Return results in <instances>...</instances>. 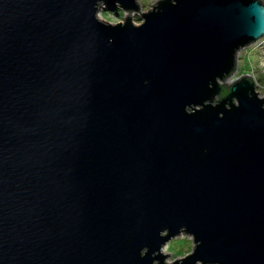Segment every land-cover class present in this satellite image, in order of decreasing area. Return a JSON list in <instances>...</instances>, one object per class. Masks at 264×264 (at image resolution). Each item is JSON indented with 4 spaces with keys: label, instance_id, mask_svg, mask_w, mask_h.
I'll return each instance as SVG.
<instances>
[{
    "label": "water",
    "instance_id": "obj_1",
    "mask_svg": "<svg viewBox=\"0 0 264 264\" xmlns=\"http://www.w3.org/2000/svg\"><path fill=\"white\" fill-rule=\"evenodd\" d=\"M95 3L0 0V264H152L183 226L202 242L184 264H264V106L247 76L208 87L259 36L246 4L112 29Z\"/></svg>",
    "mask_w": 264,
    "mask_h": 264
},
{
    "label": "clouds",
    "instance_id": "obj_2",
    "mask_svg": "<svg viewBox=\"0 0 264 264\" xmlns=\"http://www.w3.org/2000/svg\"><path fill=\"white\" fill-rule=\"evenodd\" d=\"M135 9H126L120 0H115V11L109 9L107 0H96L94 19L105 28H124L127 27L129 20L132 27L136 29L143 28L147 24L145 17L156 13L163 3H171L173 7L178 6L179 0H133ZM246 4L245 12L247 15L248 31L252 36H257L254 42L241 46L235 50L233 55L232 69L223 74V77H216L215 85L210 81L209 89L214 86L221 88L225 85L235 88L245 76L253 80L251 84L254 89L255 97L262 102L264 106V0H242ZM145 5H149L145 7ZM114 41L109 40V44ZM245 66L240 68V64ZM148 84V81H145ZM251 95L249 98H251ZM225 99L221 96V91L212 99L206 100L202 105H187L185 113L188 116H194L205 108H218ZM241 107L238 98L232 100L231 105H225L228 111ZM223 113L220 119H223ZM160 238L165 242L159 247V250L152 253V264H161L159 257H163V264H184V261L194 256L202 242L197 240L194 233L190 232L187 226H183L173 235L169 229L159 233ZM150 249L144 247L140 251L141 259L149 256ZM197 264H203L197 261Z\"/></svg>",
    "mask_w": 264,
    "mask_h": 264
},
{
    "label": "rangeland",
    "instance_id": "obj_3",
    "mask_svg": "<svg viewBox=\"0 0 264 264\" xmlns=\"http://www.w3.org/2000/svg\"><path fill=\"white\" fill-rule=\"evenodd\" d=\"M111 6H112V5H111ZM113 6H114L113 8H112V7H109V6H108V7H109V9L115 11V5H113ZM148 6H149V5H145V7H148ZM244 66H245V65H244L243 63L240 64V68H241V69H243Z\"/></svg>",
    "mask_w": 264,
    "mask_h": 264
},
{
    "label": "trees",
    "instance_id": "obj_4",
    "mask_svg": "<svg viewBox=\"0 0 264 264\" xmlns=\"http://www.w3.org/2000/svg\"><path fill=\"white\" fill-rule=\"evenodd\" d=\"M109 7H112L113 8L114 6L112 5V6H109Z\"/></svg>",
    "mask_w": 264,
    "mask_h": 264
}]
</instances>
